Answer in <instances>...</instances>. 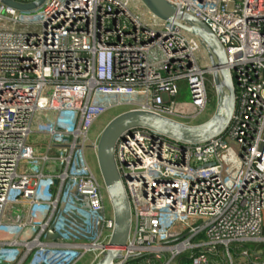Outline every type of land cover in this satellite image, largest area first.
<instances>
[{
  "label": "built area",
  "instance_id": "obj_1",
  "mask_svg": "<svg viewBox=\"0 0 264 264\" xmlns=\"http://www.w3.org/2000/svg\"><path fill=\"white\" fill-rule=\"evenodd\" d=\"M168 1L224 45L236 109L228 129L205 143L180 146L144 129L118 142L132 212L126 260L169 251L162 264H175L198 249L192 264H239L223 263L218 247L230 255L233 242L264 241V0ZM21 12L0 3V264H23L37 248L29 264H63L69 253L64 264H75L84 252L38 244L53 243L41 236L64 217L75 224L70 238L79 248L111 234L106 188L85 156L93 124L112 108L131 106L190 125L179 118L204 113L210 75L215 89L212 67L199 57L196 37L153 16L142 20L131 0H47ZM184 86L193 107L187 114L177 101ZM32 134L48 139L44 152ZM21 162L34 163V171L20 172ZM64 227L62 239V229L71 232ZM16 230L33 231L21 241L22 256L21 242L7 238Z\"/></svg>",
  "mask_w": 264,
  "mask_h": 264
},
{
  "label": "water",
  "instance_id": "obj_2",
  "mask_svg": "<svg viewBox=\"0 0 264 264\" xmlns=\"http://www.w3.org/2000/svg\"><path fill=\"white\" fill-rule=\"evenodd\" d=\"M46 1L0 0V3L16 11L27 12L41 8ZM139 1L155 19L173 23L199 40L212 67L217 101L216 110L208 121L198 125L184 124L153 112L138 109L125 111L108 122L98 139L96 154L101 177L112 207L114 226L107 241L93 245L92 248L100 249L101 254L92 264H125L133 258L131 255L126 260L125 256L131 239L132 212L126 187L116 161L118 142L136 130L144 129L151 137L164 136L176 141L180 146L205 143L220 136L228 129L236 109L234 78L228 65L227 53L212 29L195 15L177 8L168 0ZM230 171L229 167L228 172ZM78 221L81 220L78 219ZM53 228L52 224L47 231V236L60 238L58 232H53ZM89 244L82 243L84 246ZM81 248L86 247L81 246Z\"/></svg>",
  "mask_w": 264,
  "mask_h": 264
},
{
  "label": "rangeland",
  "instance_id": "obj_3",
  "mask_svg": "<svg viewBox=\"0 0 264 264\" xmlns=\"http://www.w3.org/2000/svg\"><path fill=\"white\" fill-rule=\"evenodd\" d=\"M131 10L132 12L138 16L139 18H141L142 20H148V19H152L150 17H152V15L144 8V6L142 5V3L139 0H131ZM22 14L26 15V14H31L33 13L32 11H27V12H21ZM189 36H192L190 34H188ZM199 57L204 61V64H206V67H208V65H210L208 57L205 53V51L203 49H201L198 52ZM209 102L208 105L206 107V109L204 110V113L199 116L196 120L193 121H186L184 118H179L180 121L182 122H186V123H190V125H198V124H202L206 121H208L214 114L215 110H216V93H215V89L213 87V81H212V77L211 75L209 76ZM177 101L179 102V110L183 113H190L193 111V107L191 105H189V103L191 102V96L189 93V90L186 86L183 87V89L180 92V95L177 97ZM131 110V106H118L115 108H112L110 110H108L105 114H103L92 126V128L90 129L89 132V138H90V143L88 144L89 146L86 147L85 149V156H86V160L88 161L89 165L91 166L92 170L94 171V173L96 174V176L98 177L99 181L102 183V177H101V173L99 170V166H98V161H97V154L95 153V143L98 141L100 134L102 132V130L104 129V127L108 124V122L110 120H112L114 117H116L117 115ZM30 142L33 143L34 145H37V147L40 148L41 152L45 151V144L48 142V139L45 136H41V135H37V134H32L30 136ZM34 167L35 164L34 163H29V162H21L20 166H19V171L20 172H33L34 171ZM105 203H106V211L109 214L110 217L113 216L112 213V207L111 204L109 202L108 199V195L107 198L105 196ZM50 207L47 208V212L49 211ZM27 213V212H26ZM47 218V216L45 217V219ZM25 219L23 218L21 220V223H24ZM73 220H70L67 217H64V219L61 221L60 225L57 226V222L54 221L52 223H50L48 229L50 228V226L53 224L54 228H53V232H57L58 230H60V226H65L71 228V232H68L66 230L62 229V233L64 232V234L69 238L71 237L72 234V223L71 222ZM44 223V221L42 222ZM72 225V227H70L69 225ZM74 224V223H73ZM75 225V224H74ZM75 228V227H74ZM46 233L43 235L42 234V240L44 242H55L58 240L62 239L61 233H59V235L61 236L60 238H50L47 236V231ZM95 231L92 230V233H94ZM14 235V238L17 239L18 241H20L19 237L22 235V233L19 230H16L15 233H12ZM90 234V235H89ZM91 232L88 233V236L91 237ZM109 231L106 232L105 236L101 238V241H103L102 239L107 238L105 241L108 240L109 238ZM94 236H96V233L94 234ZM14 239V240H15ZM64 240V239H63ZM95 238H92L91 241H94ZM100 241V242H101ZM21 242V241H20ZM264 242V241H262ZM22 244H20L18 246L19 250L21 251L20 256H22V254L24 253L25 248L21 247ZM56 250L59 251H76V252H84L83 256H81V258L76 261L75 264H92L101 254V250L100 249H90L85 251L83 248H77V249H70V248H55ZM39 248L35 249L34 251H32L30 253V255L28 256V259L23 263V264H29V262L32 259V254L36 253V251H38ZM218 253H221L222 255V260L223 263H227L229 262L231 259L233 260V262L235 263H239V264H246L248 262L251 261H260L263 256H264V251H257L256 253H254L253 255H242V256H238V257H234L232 254L228 255L225 252V248L224 247H219L218 248ZM66 254V253H64ZM71 254V253H69ZM66 254L63 261L61 263L64 264V262L69 261L71 259V255ZM143 256H150L154 259H157V257H160V261L162 259V263H165L166 260H168L171 256L170 252H157V251H152L150 253H144ZM20 258V257H19ZM158 260V259H157Z\"/></svg>",
  "mask_w": 264,
  "mask_h": 264
},
{
  "label": "trees",
  "instance_id": "obj_4",
  "mask_svg": "<svg viewBox=\"0 0 264 264\" xmlns=\"http://www.w3.org/2000/svg\"><path fill=\"white\" fill-rule=\"evenodd\" d=\"M261 250L264 251V242L262 241L233 242L230 244L229 248L230 254H232L234 257L242 256L243 251H247L249 255H253L257 251ZM198 251V249H194L183 252L177 257L175 264H192L191 257L197 254ZM218 257L220 259L222 258L221 253H219ZM260 261H264V256ZM125 264H162V259L160 261L159 259L157 260L150 256L133 257L129 259Z\"/></svg>",
  "mask_w": 264,
  "mask_h": 264
},
{
  "label": "crops",
  "instance_id": "obj_5",
  "mask_svg": "<svg viewBox=\"0 0 264 264\" xmlns=\"http://www.w3.org/2000/svg\"><path fill=\"white\" fill-rule=\"evenodd\" d=\"M96 153V152H95ZM16 207H14V208H12V209H15ZM19 208H20V213L22 214L23 212H27V206H24V205H20L19 206ZM25 216L24 215H21V219H23ZM45 218V217H44ZM39 224L40 223H42L44 220H43V218L42 217H40L39 219ZM87 229V228H86ZM84 229L82 230L81 229V232L82 233H84ZM29 233H33V231L32 230H29V232L28 233H22V235L19 237V239H20V241H25V240H27V238H29ZM86 233H88V232H86ZM7 238L8 239H15L14 238V235L13 234H10V235H8L7 236ZM74 238V237H73ZM83 242V241H81V240H77V242ZM74 242H75V240L74 239H71L70 237L68 238V237H66V238H64V240L63 239H61V240H58V241H55V242H53L52 244H50V246L51 247H56V248H58L59 247V245L60 244H63L64 246H61V247H59V248H71L73 245H76V244H74ZM59 244V245H58ZM73 248V247H72Z\"/></svg>",
  "mask_w": 264,
  "mask_h": 264
},
{
  "label": "bare ground",
  "instance_id": "obj_6",
  "mask_svg": "<svg viewBox=\"0 0 264 264\" xmlns=\"http://www.w3.org/2000/svg\"><path fill=\"white\" fill-rule=\"evenodd\" d=\"M104 57H102V59H103ZM12 242H14V244H19L20 243V241H18L17 239H15V240H13L12 239ZM23 242H21V244H22ZM94 244H97V243H95V242H91L88 246H86V249H92V247H93V245ZM44 245H50V244H47V243H44V244H38V246L39 247H41L42 249H45V248H43V246ZM59 245V244H58ZM61 246H64L63 244H60L59 245V247H61ZM58 247V248H59ZM72 247H76V248H79V246L78 245H73ZM94 249H97V248H94ZM42 252L40 251V253L39 254H41Z\"/></svg>",
  "mask_w": 264,
  "mask_h": 264
}]
</instances>
